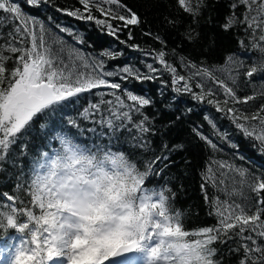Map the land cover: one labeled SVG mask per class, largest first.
Masks as SVG:
<instances>
[{"label":"snow or ice","instance_id":"snow-or-ice-1","mask_svg":"<svg viewBox=\"0 0 264 264\" xmlns=\"http://www.w3.org/2000/svg\"><path fill=\"white\" fill-rule=\"evenodd\" d=\"M25 2L31 6H37L41 0H25ZM50 2L51 0H43L45 4ZM79 4L83 6V11L79 8L65 10L66 15L77 19L94 20L98 26L106 28L109 35H116L121 30L120 26L114 27L109 22L110 20L122 21L123 27L139 25L142 22L138 15L126 8L121 0H79ZM112 5H115L116 8H112ZM240 5L245 7L242 19L235 15V9ZM179 7L195 19L201 14L206 4L204 0H179ZM229 7L233 10L232 14L226 18L225 24L221 27L227 31L236 25H246V34H248V30H251L252 48L258 49L261 53L260 61L254 63L243 73L247 78L246 83H251L254 74L264 73V46L261 43L264 42V0H233ZM93 9L106 19L94 16ZM57 11H61V9L57 8ZM0 12L9 14L6 17L0 16V40L4 41L0 44V163L15 165V159H9V152L12 146L26 139L27 132L31 129L34 120H48L52 114L67 107L66 102L80 94L90 93L94 89L121 90V84L106 79V77L113 76L114 73L106 71L103 62L87 61L79 55L78 51H69L67 54L71 63H66L61 55L65 52L64 46L61 44L57 51L53 50L52 45L46 39L47 30L44 24L23 13L19 0H15V2L14 0H0ZM8 24H11L12 27L5 34L3 28ZM60 31L68 30L61 28ZM68 34L72 35L70 31ZM128 35L129 39H132L131 32ZM145 35H151V33H145ZM154 38L161 44L164 43L159 36ZM188 38L194 39L191 33ZM78 42L82 43V41ZM239 44L242 47L245 46L243 39L239 41ZM5 52L13 55L19 53L15 59L14 67L10 70L6 69V62L12 59V55H5ZM104 55L111 57L113 54L106 52ZM165 56L166 52L161 49L156 53L154 59L163 66V71L171 73L173 91L188 93L199 102L206 101L217 112H223L229 116L236 127L246 136L254 137L264 146V104L252 114H246L243 109L236 107L240 104L248 105L258 96H264V91H254L244 97L237 94L241 90L238 81L241 75L240 69L244 67L242 59L228 55L224 66L201 67L195 63H186L184 66L192 70L191 75L186 77L179 74L176 67L165 60ZM181 60L183 62L184 58L182 57ZM147 67L150 73L160 71L152 64H148ZM121 71L128 77L140 80L156 78L154 75H141L128 67ZM217 72H222L223 76H218ZM196 77H200L195 83V88L200 89L198 93L193 91L192 84ZM125 78V76H121V79ZM209 81L222 91L223 99L218 98L217 92L212 87L206 86ZM262 87H264V83H262ZM96 95L101 98L111 95L114 100L101 99L99 103L90 104L88 108L84 109L85 119L93 111L100 112L101 105L106 103L116 120L126 119L132 122L133 111L143 115L141 110L151 104L150 99L134 94L132 91L126 93L127 99L134 102L132 105L126 104L117 91L110 93L100 91ZM205 119L208 118L205 117ZM147 121L148 118L144 116L143 121L136 122L135 126L141 134L150 131V128L145 126ZM69 123L73 126L76 125L75 120H70ZM103 123H106L107 127L113 131L115 130L112 119ZM209 123L212 124V121L209 120ZM41 127L44 125L42 124ZM212 127L215 128V125L212 124ZM93 131L95 130L93 129ZM22 133L23 135H20ZM197 134L199 135V133ZM66 137L74 140L76 145L84 151H89L84 144L77 142L67 133H57L51 139L63 144ZM200 138L206 140L213 148L216 147L206 137L201 136ZM51 139L42 147L48 148ZM138 146L147 147L145 144H138ZM25 147L26 145L22 146L21 155L26 154ZM97 151H104L109 155H115L117 152L126 154L123 151L103 148H98ZM15 155L13 153V156ZM54 155H59V149L52 145L51 151H41L38 158L31 162L29 193L31 204L39 209L38 215L28 207L20 209L16 207L18 201L21 204L24 203L19 197V190L22 187L20 182L14 189L17 195L2 193L5 200L11 203L0 205V207L10 210L8 212L0 211V228H3L5 232L12 229L19 234H24L26 230L28 233V236H20L19 243L12 240L4 248H14L13 264H50L54 259L65 261L66 264H105L106 261L108 264H137L140 254H143L144 257L143 264H178V257L174 253L164 251V248L170 243L169 237L182 239L185 242L183 245L185 248L201 249L204 254V264H222L220 260L215 259L218 250L212 245L216 242L226 243L233 239H235V244L228 249V253H238L241 249L244 253L238 264H264V244L258 240V238L264 239V218H262L264 217V176L253 177L246 169L220 163V169L235 172L240 177L239 181L233 178V183H239L241 188L228 191L227 173H221L225 179H220L218 183L214 177L210 178L213 186L218 188L219 185H225L223 191L230 198L233 195H243L242 188L247 185L250 191L256 195L255 204L242 205L230 201V199L219 201L217 198L213 203L216 207L215 215L218 217V224L190 232L185 230L182 224L180 211L173 213L170 210V198L166 192H170L171 189L166 186L149 188L146 185V179L155 175V161L146 162L145 170L141 171L137 163L133 162L126 154L128 160L135 166L133 171L139 173L135 178L140 184L137 196L140 211L144 212L150 207L156 210V215L150 218L148 227L141 235H122L117 239L89 240L79 235L71 227V221L66 226L64 216H59L60 223L56 224V206L51 202L46 203L44 195L37 187L35 181L40 179L47 167V162H50ZM167 158V156L164 157V159ZM0 171H4V169L0 167ZM208 171L211 172V168ZM203 187L204 185H202ZM172 198L174 199V194ZM205 198H208L207 194ZM163 205H166L167 211L160 210ZM253 207H255V211L252 210ZM19 214L26 217V221L18 222L17 215ZM54 224L61 229L59 233L51 227ZM189 236L196 238L189 241L186 239ZM2 258L0 257V259Z\"/></svg>","mask_w":264,"mask_h":264},{"label":"trees","instance_id":"trees-1","mask_svg":"<svg viewBox=\"0 0 264 264\" xmlns=\"http://www.w3.org/2000/svg\"><path fill=\"white\" fill-rule=\"evenodd\" d=\"M121 2L126 8L136 13L142 22L139 25L123 27L122 21L110 20L114 27L120 26L121 30L116 35H109L108 30L98 26L94 20L77 19L66 15L65 10L79 8L83 11L79 0H51L48 4L41 0L37 6H31L25 0H19L23 13L44 24L47 30L46 39L53 50L57 51L61 44L64 46L65 52L61 55L66 63H71L67 54L71 50L78 51L79 55L87 61L103 62L104 69L114 73L106 79L120 83L121 90L94 89L90 93L71 98L69 102H66L67 107L52 114L48 120H34L26 139L12 146L9 152V159H15V165L0 163V167L4 169L0 171V205L11 203L5 200L2 193L17 195L14 189L20 182L22 187L19 190V197L24 203L21 204L18 201L16 207L18 209L28 207L35 214H39V209L31 204L29 193L31 162L38 158L41 151H51L52 145L58 146V141L51 139L52 137L57 133H67L77 142L84 144L89 151H97L98 148L123 151L137 163L141 171L145 170L146 162L155 161V175L146 179V185L149 188L166 186L171 189L170 192H166L170 198V210L173 213L180 211L185 230L191 232L203 227L216 226L218 217L215 215L216 207L213 203L215 199L218 198L219 201L230 199L242 205H254L256 195L245 185L242 188L243 195H233L229 198L223 191L225 185L214 187L210 178L214 177L218 183L220 179H225L221 173H227L226 186L231 192L233 189L241 188L239 183H233V178L239 181L240 177L235 172L220 169V163L246 169L253 177L264 176V146L254 137L246 136L229 116L223 112H217L206 101L199 102L188 93L173 91L171 73L163 71V66L154 59V56L163 49L166 52L165 60L176 67L179 74L186 77L192 73L191 69L184 66L186 63H195L201 67L224 66L228 55L242 59L244 67L240 69L241 75L238 81L241 90L237 94L244 97L254 91H264L262 87L264 73L254 74L251 83H246L247 78L243 75L250 66L260 61L261 53L258 49L252 48L251 30H248L246 34V25H236L227 31L221 27L225 24L226 18L232 14L233 10L229 5L233 0H204L206 7L195 19L179 7V0H121ZM111 7L116 8L115 5ZM57 8L61 11H57ZM120 11L123 12V10ZM244 11L243 5L237 7L235 9L237 18L242 19ZM8 15L0 12V16ZM93 15L99 19H106L95 9H93ZM11 27L12 25L8 24L3 28V32L6 34ZM61 28L68 31H60ZM69 31L72 35L68 34ZM129 32L132 34V39H129ZM145 33H151V35H145ZM189 33L194 39L188 38ZM155 36H159L164 43L161 44L154 38ZM241 39L244 41V47L239 44ZM2 43L4 41L0 40V44ZM261 43L264 46V42ZM106 52L113 55L111 57L104 55ZM5 55H12V59L6 62V69L10 70L14 67L19 53L13 55L5 52ZM148 64H152L160 71L150 73ZM125 67L141 75H154L156 78L140 80L128 77L121 71ZM216 74L223 76L222 72ZM121 76L126 78L121 79ZM199 79L200 77H196L192 81L193 91L197 93L200 89L195 88V83ZM206 86L212 87L219 99L224 98L222 91L210 81ZM100 91L106 93L117 91L128 105L134 104L127 99L126 95L127 91H132L134 94L150 99L151 104L141 110L143 115L133 111L132 122L126 119L116 120L106 103L101 105L100 112L93 111L85 119L84 109L90 104L99 103L101 99L114 100L111 95H105L102 98L96 95ZM262 104H264V96H258L248 105L240 104L236 107L243 109L246 114H252ZM144 116L148 118L145 126L149 127L150 131L141 134L135 125L136 122L143 121ZM108 119L114 121V131L103 123ZM70 120H75L76 125L70 124ZM42 124L44 127H41ZM201 136L206 137L216 147L213 148L206 140H202ZM50 139L49 147L43 148L42 145L48 143ZM138 144H145L147 147H140ZM23 145H26L24 149L26 154L21 155ZM181 145L183 147H178ZM13 153L16 155L13 156ZM165 156L168 158L164 159ZM209 168L211 172L208 171ZM202 185H204L203 188ZM252 210L255 211V207ZM0 211L10 210L0 207ZM17 220L18 222L26 221V217L19 214ZM21 235L28 236L27 230L24 234H19L12 229L5 232L3 228H0V253L6 251L4 248L9 241L14 240L19 243ZM195 238L189 236L186 239L192 241ZM258 240L264 244V239L258 238ZM234 244L235 239L228 240L226 243L213 244L212 247L218 250L215 259L220 260L222 264H238L244 253L241 249L238 253L229 254L228 249Z\"/></svg>","mask_w":264,"mask_h":264},{"label":"clouds","instance_id":"clouds-1","mask_svg":"<svg viewBox=\"0 0 264 264\" xmlns=\"http://www.w3.org/2000/svg\"><path fill=\"white\" fill-rule=\"evenodd\" d=\"M59 155H54L35 181L59 216L89 240L113 238L122 235L138 236L149 225L156 210L140 211L137 196L140 191L139 175L126 154L109 155L104 151H84L70 137L58 142ZM43 159V157H42ZM160 210L167 211L166 205ZM51 225L59 233L60 228ZM164 251L174 253L178 264H204L203 252L196 247H183L184 241L169 237Z\"/></svg>","mask_w":264,"mask_h":264},{"label":"rangeland","instance_id":"rangeland-1","mask_svg":"<svg viewBox=\"0 0 264 264\" xmlns=\"http://www.w3.org/2000/svg\"><path fill=\"white\" fill-rule=\"evenodd\" d=\"M6 251H2L0 253V257H3L2 259H0V264H12V259H14L15 256V251L14 248H9L5 249ZM139 261L137 262V264H143V254H140ZM50 264H66L65 261L62 260H57L54 259L52 262H50Z\"/></svg>","mask_w":264,"mask_h":264},{"label":"bare ground","instance_id":"bare-ground-1","mask_svg":"<svg viewBox=\"0 0 264 264\" xmlns=\"http://www.w3.org/2000/svg\"><path fill=\"white\" fill-rule=\"evenodd\" d=\"M139 261V258H137V262Z\"/></svg>","mask_w":264,"mask_h":264},{"label":"water","instance_id":"water-1","mask_svg":"<svg viewBox=\"0 0 264 264\" xmlns=\"http://www.w3.org/2000/svg\"><path fill=\"white\" fill-rule=\"evenodd\" d=\"M105 264H108V262L106 261Z\"/></svg>","mask_w":264,"mask_h":264}]
</instances>
